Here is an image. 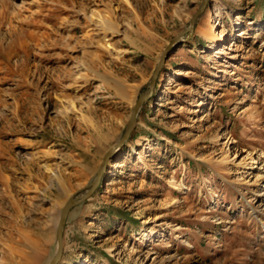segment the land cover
Wrapping results in <instances>:
<instances>
[{"label":"rangeland","instance_id":"rangeland-1","mask_svg":"<svg viewBox=\"0 0 264 264\" xmlns=\"http://www.w3.org/2000/svg\"><path fill=\"white\" fill-rule=\"evenodd\" d=\"M201 2L0 0V264L51 259L167 46L57 264H264V0Z\"/></svg>","mask_w":264,"mask_h":264},{"label":"water","instance_id":"water-1","mask_svg":"<svg viewBox=\"0 0 264 264\" xmlns=\"http://www.w3.org/2000/svg\"><path fill=\"white\" fill-rule=\"evenodd\" d=\"M207 3H208V0H202L199 9L196 11V13L192 16V18L190 20L189 30L192 29L196 18L206 8ZM168 49H169V46H167L165 51L159 57V61L157 63V66H156L153 74H152V77H151L150 89L146 93L141 94L137 98L135 103L133 104V107L131 109V114H130L129 119L126 123V126H125V129L123 131L122 136L120 137V139L115 144H113L107 150V152L103 156V159H102L101 163L99 164L97 171L95 173V176H94L93 180L91 181V183L89 184V186L84 190V192L81 195L69 197L67 199V201L64 203V205L62 206L60 213H59L56 229H55L56 250H55L53 256L51 257V259L46 264H57L58 261L60 260L61 255H62V251H63V228H64V225L66 222L68 212L70 211V209L72 207H74L75 205H77V204L81 203L82 201L86 200L87 198H89L93 194V192L96 190V188L100 185L103 173L107 168V164L109 162V159L111 158V156L115 152L118 151V149L125 143V141L129 137V135L133 129V126L135 124V120H136V117H137V114L140 110L141 105L148 98V96L151 94V89L154 85V82H155L157 74L160 70V67H161V65H162V63H163V61L167 55Z\"/></svg>","mask_w":264,"mask_h":264},{"label":"bare ground","instance_id":"bare-ground-1","mask_svg":"<svg viewBox=\"0 0 264 264\" xmlns=\"http://www.w3.org/2000/svg\"><path fill=\"white\" fill-rule=\"evenodd\" d=\"M92 21H93L94 25L98 29H101V30H104V31H107L108 29H109L108 31H110V30L116 31L117 30L116 28H114V26H112L110 24V22L101 13H94L93 17H92ZM206 34H207L208 37L211 38V44H212L213 48H215V49H218V46L220 44H222V43H225V41H226V36H225V32L224 31H221V32L217 33V32H214L212 28H209V30L207 31ZM80 71H81V74H80L79 77L82 78V79H88L89 78V75L86 73V71H90V72L94 73L98 77H101V78L103 77L102 75H100V73L95 71V69L93 67H91L85 60H83V62L80 64ZM82 71H84V72H82ZM186 74L188 75L189 72H186ZM136 91L137 90L134 89V93H136ZM122 92H124L123 94H129L130 93V91L127 90L126 88H123ZM256 162L257 161H255V163ZM119 165L120 164L118 162H114L112 164V168L120 167ZM55 176L58 177L57 174H55Z\"/></svg>","mask_w":264,"mask_h":264}]
</instances>
